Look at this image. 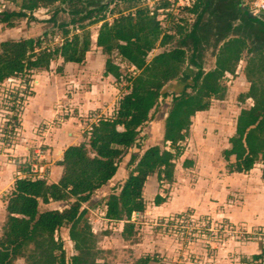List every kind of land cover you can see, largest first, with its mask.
Instances as JSON below:
<instances>
[{
    "label": "rangeland",
    "instance_id": "rangeland-1",
    "mask_svg": "<svg viewBox=\"0 0 264 264\" xmlns=\"http://www.w3.org/2000/svg\"><path fill=\"white\" fill-rule=\"evenodd\" d=\"M166 1L171 7L165 9L163 3ZM187 2L190 3L189 0H119L109 5L100 15L76 23V32L88 28L91 43L83 64H79L76 70H71L74 74L82 67L85 69L83 80L76 86H83L81 91L88 92L89 96L96 95L100 81L101 86H114L117 93L112 96L111 107L79 108L68 103L72 83L80 80L67 79L70 76L68 65L61 58L52 61L47 70H33L24 77H12L3 82L0 86V236L5 224L4 195L10 190L13 181L23 175L21 171L24 164L28 163L31 172L43 178L47 184L56 182L63 170L58 165L63 149L85 142V133L90 124L111 114L125 93L124 81L116 83L99 77L104 68L103 63L109 57L95 45L101 25H111L113 21L127 16L133 19L136 9L148 8L156 13V20L162 28L168 27V21L164 18L167 17L166 14H170L176 20L180 16L185 18L187 29L194 20V15L181 13ZM243 3L245 7H251L252 0H243ZM16 8L13 2L0 0V12ZM50 9L51 7L38 8L32 13V19L22 18L12 28L0 25V43L40 38L50 40V44H60L65 36L58 30L57 24L64 21L66 16L60 12L55 17V23L48 22L52 16ZM100 17H103V21L86 26ZM67 29L70 30L71 27ZM50 32H55L53 37ZM45 33L47 35L43 37ZM71 35L70 30L66 38ZM179 40L180 37L175 36L165 47L156 46L148 53L146 64H161L162 61L156 56L174 48ZM238 41L240 40H229L224 50L229 55H223V59L233 63V68L222 71L219 75L220 79L226 81L224 99L211 101L207 111L193 116L189 131L181 144L182 153L173 161L172 183H159L155 174L147 179L142 191L144 211L138 217L132 215L130 223L133 228L130 235L121 234L122 222H108L103 218L105 197L113 194L115 186L125 181L128 174L125 165L131 154L139 158L152 146L163 148V123L171 98L162 101L152 118L141 127L139 149L126 151L113 179L100 188L88 203L82 205L81 208L89 211L88 224L94 238L95 261L106 264H137L138 260L148 258L146 264H196V261L202 259V255L211 260L223 251L230 260L229 264H257L251 257L260 249L261 244L264 246V235L261 233L264 232V223H258L257 227L251 224L240 226L223 219V215L226 216L229 211L234 216L238 209H246L253 220L256 218L264 222L261 163H255L245 174L229 173L222 158V151L228 148L227 140L233 134L238 112L253 105L264 108V73L261 68L264 51L250 57L244 54L242 42ZM110 57L122 74L133 72L115 53ZM185 80L180 78L168 83L162 92L176 94ZM25 84H28L26 93H20ZM12 93L18 94V97L23 96L20 107L12 105ZM89 96L79 94L75 98L77 104L83 105L82 101ZM68 133L72 135L68 136ZM164 147L168 149L167 146ZM184 161L190 164L186 166ZM156 196L163 198L158 206L154 204ZM208 198L216 205L206 207ZM194 202L199 206H192ZM65 207V202H51L40 204L39 211H60ZM260 209L262 217L259 215ZM252 234L257 240H252ZM57 236L63 242L66 256H71L73 247L67 229L61 228ZM12 264H33V260L30 253L24 251Z\"/></svg>",
    "mask_w": 264,
    "mask_h": 264
},
{
    "label": "trees",
    "instance_id": "trees-1",
    "mask_svg": "<svg viewBox=\"0 0 264 264\" xmlns=\"http://www.w3.org/2000/svg\"><path fill=\"white\" fill-rule=\"evenodd\" d=\"M17 8L0 12V25L12 28L16 21L32 19L38 8L54 7L67 0H6ZM133 1V0H128ZM163 7L171 5L166 1ZM56 10L48 22H56ZM194 13L193 8H184V13ZM130 16L115 20L111 25L103 23L97 31L95 45L109 57L104 64V76H111L116 83L125 82V93L109 117L98 118L85 133V142L68 146L63 150L62 174L56 183L47 184L43 178L31 172L25 163L23 175L16 178L4 195L5 224L0 236V264H12L24 251L30 253L33 264H106L97 262L93 253V236L88 224L89 211L81 208L93 195L107 185L115 176L121 158L132 148L139 149L141 127L148 122L160 103L171 98L170 107L163 123L162 146L146 149L138 158L131 154L125 165L128 171L125 181L115 186L113 194L105 197L103 218L108 222H123L121 234L130 235L132 215L144 211L143 187L147 179L156 175L159 183L169 185L173 181V161L182 153L181 144L189 131L196 113L205 112L212 100H222L226 86L213 70H199L191 79V85L178 94L162 92L165 85L178 80L185 64L199 67L201 47L196 31H187L185 19L166 14L168 27L162 28L156 13L148 8H138ZM103 21L97 18L86 26ZM198 23V20H197ZM72 35L67 24H57L65 39L59 44H50L44 39H22L0 43V86L12 77H24L33 70H47L49 64L61 58L64 63L81 64L90 49L88 28L76 32V22H71ZM55 32H50L54 36ZM46 33L43 37H46ZM175 36L182 41L156 56L162 60L158 66H148L146 57L156 46L165 47ZM184 41H188L185 45ZM183 46L186 49H183ZM115 53L120 61L132 68L131 74H122L110 57ZM215 67L224 71L233 68V63L217 59ZM264 73V63L262 66ZM27 83L28 80L26 79ZM20 93H26L28 84ZM12 93V105L20 107L24 98ZM21 95V94H20ZM16 101V102H15ZM164 146H167L166 149ZM229 173H247L255 163L261 162L264 180V110L253 106L242 110L237 116L234 133L228 139V148L222 151ZM184 165L189 162L184 161ZM117 194H115V192ZM65 202L62 210L39 211V205ZM163 198L156 196L158 206ZM61 228L67 229L72 242L73 254L66 256L63 242L57 236ZM257 264H264V246L251 257ZM138 260L137 264H146Z\"/></svg>",
    "mask_w": 264,
    "mask_h": 264
},
{
    "label": "flooded vegetation",
    "instance_id": "flooded-vegetation-1",
    "mask_svg": "<svg viewBox=\"0 0 264 264\" xmlns=\"http://www.w3.org/2000/svg\"><path fill=\"white\" fill-rule=\"evenodd\" d=\"M117 1L119 0H67L63 4H56L50 10L52 14L57 9L60 10L56 13V16H58L60 12H63L66 18L64 21L61 22L67 24V27H71V22L75 21L76 23H80L88 17L94 18L95 16L100 15L103 10H105L109 5ZM189 1L190 3L187 2L188 4L184 8H193L195 9V12L187 14L194 15V20L187 28V31L193 29L195 27L194 25L196 24V33L198 37H201V40L199 41V46L202 50L200 52V65L199 67H194L196 69L194 72H191L187 68L191 67L189 64L184 65L180 78L186 80L182 84V87L180 88L179 92H181L185 88V86L191 85V79L196 75L199 70L207 72V70L210 71L213 69L217 62V59H220V56H218L217 51L220 45L228 38L233 37L237 40H240L243 45V52L248 56H254L259 52L264 51V26H259L253 21H249L241 14L237 13L238 6H241L243 9L252 12L250 10V7H245L243 0ZM179 25L185 26V23L181 22L179 23ZM180 41H182L181 38L179 42ZM184 42L185 45H188V41ZM183 49H186V47L183 46ZM179 92H177L176 94H178ZM251 107L247 109H241L240 111L248 110ZM262 109L264 110V108ZM240 111L238 112V114L240 113ZM237 116L235 118V123Z\"/></svg>",
    "mask_w": 264,
    "mask_h": 264
},
{
    "label": "crops",
    "instance_id": "crops-1",
    "mask_svg": "<svg viewBox=\"0 0 264 264\" xmlns=\"http://www.w3.org/2000/svg\"><path fill=\"white\" fill-rule=\"evenodd\" d=\"M231 39H235V38H233V37H231V38H228V39H226L221 45H220V47H219V49H218V51H217V54H218V56H220V58L221 59H223V57L224 56H228L229 54H226V52L224 51L225 50V47H226V45L229 43L228 41L229 40H231ZM237 40V39H236ZM238 42H240L241 43V41H238ZM91 44V43H90ZM88 53V52H87ZM226 55H225V54ZM224 55V56H223ZM250 57H252V56H250ZM84 59H85V57H84ZM106 60V59H105ZM161 60V59H160ZM224 60H225V58H224ZM227 60V59H226ZM162 61V60H161ZM228 62H231V61H229V60H227ZM81 64H83V62L81 63ZM104 64H105V61H104V63H103V67H104ZM65 65H68L67 66V69H69V73H70V76H68V78L67 79H79L80 81L79 82H73L72 83V85H73V87L71 88L70 87V89H72L71 91H70V95H71V97L69 98V100H68V103H72V104H75V105H77L79 108H85V107H88V106H92V107H98V108H104V109H106V108H108V107H111L112 106V102H113V97L112 96H114V95H116V93H117V90L115 89V87L114 86H112V85H105V86H101L102 85V82L100 81V85L97 87V89H96V91H95V94L97 95H93V96H89V93L88 92H84V90L83 91H81L82 89H83V86H81V87H78V85L81 83V81L83 80V74H85L84 72H83V70H85L84 69V67H82V69L81 70H77V71H75L76 73H72L71 72V70L73 69V70H76L77 69V66H79V64H73V63H65ZM81 68V67H80ZM79 68V69H80ZM188 68V67H187ZM192 68H194V67H192ZM262 68V67H261ZM189 69V68H188ZM227 69H231L230 67H226V69L225 70H227ZM191 72H194L196 69L194 68V70H192V69H189ZM214 72H216L217 74H218V76L220 75V73H221V71H219L215 66L213 67V69H212ZM224 70V71H225ZM103 71H104V68H103ZM103 71L101 72V74L99 75V77L102 79V78H105V79H107V81H114V79L111 77V76H104L103 75ZM207 71H209V70H207ZM79 73V74H78ZM71 77V78H70ZM79 77V78H78ZM81 77V78H80ZM219 77H221V76H219ZM225 80H223V82H224ZM226 82V81H225ZM225 82H224V84H225ZM78 83V85L76 86V84ZM75 85V86H74ZM104 85V84H103ZM182 85V84H181ZM225 86H226V84H225ZM88 94V96L89 97H87L86 99H84L82 102H83V105H79V104H77V101H76V99L75 98H78L79 97V94ZM91 95V94H90ZM94 96H96V98H94ZM81 97V96H80ZM92 98V99H91ZM70 106V105H69ZM103 106H105V107H103ZM113 112V111H112ZM111 113V112H110ZM112 114V113H111ZM111 114H109L107 117H109ZM71 133V132H70ZM70 133H68V136H70V135H72V134H70ZM71 146V145H70ZM72 146H76V145H72ZM64 150V149H63ZM61 155H62V153H61ZM58 162H60V158H59V160H58ZM225 162V161H224ZM59 165V164H58ZM61 166V165H60ZM239 174V173H238ZM241 174V173H240ZM243 174H245V173H243ZM60 178V176L57 178V181H58V179ZM56 181V182H57ZM56 182H54V183H56ZM244 200L246 201V199L244 198ZM259 200L261 201V197H259ZM205 205H206V207H212L213 205H216L214 202H210L209 201V198H208V200L206 199V203H205ZM192 206H199L197 203H193L192 204ZM239 207H242L241 205H239ZM241 210L242 209H238V213H237V215H234V216H232V214H230V213H232L231 211H229V212H227L228 214H226V216H225V214L223 215V219H225L228 223H233V224H235V225H240V226H247V224H251V225H256L255 227H257L258 226V223H259V225H262V223H264V222H262L261 220H257L256 218H254L255 220H253V217H251L250 216V214L248 213V211L246 210V209H243L242 210V212H241ZM262 209H260V211H259V215L261 216L262 214ZM262 217V216H261ZM119 222H122V221H119ZM123 223V222H122ZM248 227H251V226H248ZM253 235V234H252ZM256 235V234H255ZM252 240H257V238H256V236H252ZM262 244H261V247H260V249L262 248ZM260 249L258 250V251H256V252H254L253 254H252V256L253 255H255V254H258L259 253V251H260ZM231 257V256H230ZM202 259H204L203 261H201ZM202 259L201 260H199V261H196V264H229L230 263V260L228 259V257L227 256H225L224 255V252L222 251V252H219V253H217L216 254V256L215 257H212L211 258V260H208V259H206L203 255H202ZM215 260V261H214ZM149 261V260H148ZM214 261V262H213Z\"/></svg>",
    "mask_w": 264,
    "mask_h": 264
},
{
    "label": "water",
    "instance_id": "water-1",
    "mask_svg": "<svg viewBox=\"0 0 264 264\" xmlns=\"http://www.w3.org/2000/svg\"><path fill=\"white\" fill-rule=\"evenodd\" d=\"M237 13L241 14L243 17H245L249 21H253L259 26H264V13L262 15H256L253 12L247 11L243 9L241 6L237 7ZM189 69L194 70L192 67H188ZM61 161V159H60Z\"/></svg>",
    "mask_w": 264,
    "mask_h": 264
},
{
    "label": "built area",
    "instance_id": "built-area-1",
    "mask_svg": "<svg viewBox=\"0 0 264 264\" xmlns=\"http://www.w3.org/2000/svg\"><path fill=\"white\" fill-rule=\"evenodd\" d=\"M250 10L256 15L264 13V0H252ZM264 235V232H261ZM245 236H247L245 234Z\"/></svg>",
    "mask_w": 264,
    "mask_h": 264
}]
</instances>
